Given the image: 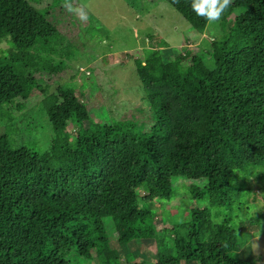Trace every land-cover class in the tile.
Listing matches in <instances>:
<instances>
[{
  "label": "trees",
  "instance_id": "obj_1",
  "mask_svg": "<svg viewBox=\"0 0 264 264\" xmlns=\"http://www.w3.org/2000/svg\"><path fill=\"white\" fill-rule=\"evenodd\" d=\"M56 1L0 0V123L21 127L18 136L39 131L44 115L53 127L44 152L0 134V264H174L159 252L175 264H258L235 221L255 205L253 182L264 190V0H227L215 19L193 9L201 0H165L196 33L211 22L220 31L197 49L216 68L190 41L173 58L146 49L136 70L151 110L137 113L149 130L134 114L97 123L79 100L85 82L51 91L67 72L49 16ZM176 179L195 182L192 198L209 208L158 227L153 207L176 199ZM144 226L154 252L126 241Z\"/></svg>",
  "mask_w": 264,
  "mask_h": 264
},
{
  "label": "rangeland",
  "instance_id": "obj_2",
  "mask_svg": "<svg viewBox=\"0 0 264 264\" xmlns=\"http://www.w3.org/2000/svg\"><path fill=\"white\" fill-rule=\"evenodd\" d=\"M53 2L39 0L36 6L46 8ZM49 12L62 33L58 37L59 45L67 54L63 61H58L66 65L67 72L49 82L51 91L66 81L78 85L85 82L87 87L79 89V100L91 108V118L105 127L114 126L119 119L129 114L142 117L141 128L147 127L149 130L151 127L145 120L147 118L137 113L143 111L142 114H145L151 110L136 70V62L144 67L142 56L146 49L158 48L166 57L173 58L171 48L189 46L190 41L194 52L205 55L206 67L209 70L216 68L214 61L202 50L197 52V49L205 47L208 50L212 37L218 36L220 31L211 22L205 34L196 33L165 0H58ZM216 51L220 53L219 48ZM91 92L94 96L87 99ZM35 112L39 113L38 110ZM41 121V128L35 125L39 131H30L20 136L21 127L16 130L1 122L0 134L8 135L17 147L35 148L38 145V151L44 152L50 145L53 127L45 115L41 116ZM125 133L122 131L120 135L123 144L127 145L133 137ZM193 184L195 182L176 179V199L153 207L157 211L158 227L163 226V220L165 224L169 221L172 226L183 224L189 220L193 209L209 208L206 199L192 198L191 194L195 192ZM251 187L254 191L251 204L255 205H249L239 213L235 227L239 231L242 249L250 248L256 262L264 264V190L260 188L262 185L255 182ZM110 236L113 238L111 233ZM125 237L127 242L142 241L141 246L145 249L153 252L156 250L151 226L135 229ZM159 253L161 261L175 264L173 256L167 252ZM141 262L138 259L128 264Z\"/></svg>",
  "mask_w": 264,
  "mask_h": 264
},
{
  "label": "clouds",
  "instance_id": "obj_3",
  "mask_svg": "<svg viewBox=\"0 0 264 264\" xmlns=\"http://www.w3.org/2000/svg\"><path fill=\"white\" fill-rule=\"evenodd\" d=\"M217 0H201L199 5L193 4V9L197 11L198 15H205L209 19H215L219 11L224 8L227 3V0H224V3L219 5V8L216 7Z\"/></svg>",
  "mask_w": 264,
  "mask_h": 264
}]
</instances>
